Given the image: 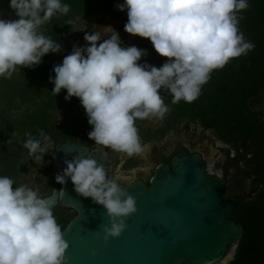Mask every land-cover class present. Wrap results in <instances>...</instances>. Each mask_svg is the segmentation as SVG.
Segmentation results:
<instances>
[{"label": "clouds", "instance_id": "obj_1", "mask_svg": "<svg viewBox=\"0 0 264 264\" xmlns=\"http://www.w3.org/2000/svg\"><path fill=\"white\" fill-rule=\"evenodd\" d=\"M17 19L0 18V78L11 79L23 68H34L62 45L44 34L53 17L67 15L70 5L62 0H10ZM127 10L124 31L151 41L155 51L167 58L161 67L141 64L145 50L122 46L111 27L85 32V47L74 46L62 64L54 66L52 95L66 90L65 100L79 99L92 130L90 140L127 157L139 155L143 146L137 120H162L170 111L161 90L172 104L192 103L201 95L211 73L254 49L239 30L237 14L248 0H124ZM110 33V34H109ZM102 36L107 39L102 40ZM23 147L37 164L49 152L50 137L39 130L27 133ZM56 182L70 178L74 191L102 206L109 217L104 239L118 238L125 219L137 211L136 200L124 187L121 176H109L91 156L65 161ZM0 176V264H66L68 242L47 201L38 190ZM63 191V190H61ZM95 255V253H93ZM231 253L208 264H229Z\"/></svg>", "mask_w": 264, "mask_h": 264}, {"label": "trees", "instance_id": "obj_2", "mask_svg": "<svg viewBox=\"0 0 264 264\" xmlns=\"http://www.w3.org/2000/svg\"><path fill=\"white\" fill-rule=\"evenodd\" d=\"M70 5L67 15L53 17L44 26V34L54 41L63 27L69 28L75 16L103 11L116 13L117 5L124 0H62ZM10 0H0V18L17 19L9 7ZM249 7L238 13L239 30L245 39L255 45L247 55L231 60L223 69L211 73V79L202 87L201 95L192 103L180 101L172 104V96L161 90L170 113L178 118L197 121L218 140L233 149H241L250 154V165L256 178L258 189L254 197L238 207L235 221L242 227L234 257L229 264H264V120L263 112L257 108L264 97V0H248ZM127 21V10L120 11ZM145 50L153 66L161 67L167 58L161 57L150 40L136 36L134 43ZM51 53L42 58V63L34 68H23L21 81L0 78V176L14 180L27 167V161H17L18 152L28 155L23 147L27 133L39 137L43 130L50 139L66 137L61 127H55L51 111L74 103L75 97L65 100L66 90L52 95L46 86L54 76ZM12 111H18L12 114ZM60 133V134H59ZM20 138V148L9 153L12 138ZM61 229L74 213L59 206L52 210Z\"/></svg>", "mask_w": 264, "mask_h": 264}, {"label": "water", "instance_id": "obj_3", "mask_svg": "<svg viewBox=\"0 0 264 264\" xmlns=\"http://www.w3.org/2000/svg\"><path fill=\"white\" fill-rule=\"evenodd\" d=\"M85 154L84 147L57 141L51 178L56 182L65 161L74 159L70 155ZM89 156L104 166L103 146ZM122 187L135 198L137 211L125 219L121 236L107 241L106 210L78 195L70 178L43 197L51 210L59 206L74 213L62 229L69 244L66 264H208L226 253L232 261L242 227L231 216L247 200H222L223 181L205 174L197 155L179 150L169 165L154 168L148 187L140 181Z\"/></svg>", "mask_w": 264, "mask_h": 264}, {"label": "flooded vegetation", "instance_id": "obj_4", "mask_svg": "<svg viewBox=\"0 0 264 264\" xmlns=\"http://www.w3.org/2000/svg\"><path fill=\"white\" fill-rule=\"evenodd\" d=\"M76 17L80 18L86 30H72L71 26ZM115 17H99L96 19L97 25L95 26L84 15L73 17L69 28L64 26L55 41L62 45V50L58 53H51L53 63L55 65L62 64L64 57L71 54L74 46L85 47L87 45L84 40L85 32L92 33L97 28L111 26L119 34L122 46H131L136 36L124 31L127 21L122 15ZM107 38V36H102V40ZM145 63L153 66L150 58H144L141 64ZM23 72L22 67L13 76L21 81ZM46 86L50 89L54 88L53 83H47ZM51 118L55 127L53 133L56 130L58 132L57 127H61L66 137L51 138V147L49 152L44 155L42 165L37 164L32 157L28 161L26 170L29 172L31 186L43 192L40 196L42 198L48 196L58 186V183L50 176V164L57 141L64 140L84 147L86 149L84 156H89L100 148L88 137L92 126L89 125L85 110L78 98L75 97L72 104L51 111ZM136 126L143 146L141 154L127 157L103 146L104 167L109 176L119 172L122 186L140 181L148 187V181L154 168L161 164L169 165L171 159L178 154L179 150H182L188 155L195 154L199 157L205 174L223 181L222 200L240 202L247 200L246 203H248L256 194L258 186L250 165L249 155L241 149H233L218 140L197 121L178 118L168 112L162 120H137ZM70 157H74V155H70ZM241 205L243 204L235 207L231 216L234 223H237L235 218L238 216V207Z\"/></svg>", "mask_w": 264, "mask_h": 264}, {"label": "rangeland", "instance_id": "obj_5", "mask_svg": "<svg viewBox=\"0 0 264 264\" xmlns=\"http://www.w3.org/2000/svg\"><path fill=\"white\" fill-rule=\"evenodd\" d=\"M118 15H122V13L120 11H117L116 13H112V12L105 13L103 11H99V12H95V13L90 14L88 16V18H89V20L92 21V24L95 26V25H97L96 19L99 18V17L116 18L115 16H118ZM71 28H72V30H75V31H78V30L84 31V30H86V29H84V27L82 25V21L80 20L79 17H76L74 19ZM257 108L260 109L263 112V115H264V97L260 101V103L257 106ZM17 112L18 111H12L11 113L14 114V113H17ZM263 120H264V117H263ZM19 148H20V138L18 136H15V137L12 138V144L10 146L9 153H14ZM248 155L250 157V154H248ZM31 159H32V156H30L29 154L26 155V156H23L22 151H19L18 152V159H17V161H19V163L21 161H24V160L28 162ZM26 170H27V167L24 170V172H21L19 174V177L16 179V186H19L21 184H25V185H28L29 187H32L31 186V183L29 181V172H27ZM32 188H34V187H32ZM34 189L38 190L37 188H34ZM38 192H39V195L40 196L43 194V192H41L40 190H38Z\"/></svg>", "mask_w": 264, "mask_h": 264}]
</instances>
